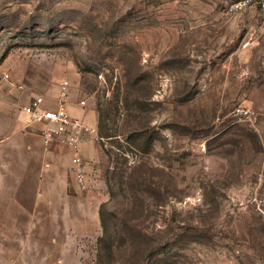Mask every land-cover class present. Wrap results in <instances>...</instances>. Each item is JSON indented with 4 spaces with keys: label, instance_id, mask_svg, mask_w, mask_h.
<instances>
[{
    "label": "rangeland",
    "instance_id": "1",
    "mask_svg": "<svg viewBox=\"0 0 264 264\" xmlns=\"http://www.w3.org/2000/svg\"><path fill=\"white\" fill-rule=\"evenodd\" d=\"M229 4L0 0V264H263L264 27ZM61 80L96 132L84 188L8 129Z\"/></svg>",
    "mask_w": 264,
    "mask_h": 264
},
{
    "label": "built area",
    "instance_id": "2",
    "mask_svg": "<svg viewBox=\"0 0 264 264\" xmlns=\"http://www.w3.org/2000/svg\"><path fill=\"white\" fill-rule=\"evenodd\" d=\"M251 10L257 20L264 25V0H230L228 13L237 15ZM70 88V83L62 80L58 83V93L54 100L47 102L42 96H35L21 108V112L29 118L27 126L32 123L40 126L39 134L44 148L63 145L70 150L72 153L70 172L77 185L84 188L85 171L80 158V147L86 134L95 137L96 132L82 119L70 113L68 104ZM84 105L82 100L77 103L80 109H83ZM230 117L236 122L249 123L255 119L256 112L248 107L238 106L231 111Z\"/></svg>",
    "mask_w": 264,
    "mask_h": 264
},
{
    "label": "crops",
    "instance_id": "3",
    "mask_svg": "<svg viewBox=\"0 0 264 264\" xmlns=\"http://www.w3.org/2000/svg\"><path fill=\"white\" fill-rule=\"evenodd\" d=\"M260 25H261V27H264L263 24L260 23ZM15 91L16 92H14V96L15 97H20V96L17 95L19 93L18 90H15ZM34 94H36V93H31L32 96H31V98L28 100V102L25 105H27L33 97L40 96L38 94H36V95H34ZM56 96H55V98H56ZM50 100L52 101V99H50V98L46 99L47 102H50ZM16 104H19V103H16ZM68 104H69V102H68ZM15 106H17V105H15ZM15 106L14 107L10 106V109L13 112V117L15 116V119H13V117H12L11 119L8 120V129H9V131L10 132L13 131L11 133H13L15 135L16 134L20 135V137H23V138L25 137L26 134L27 135H32L33 131H31L32 130L31 126H30L31 124L28 125V126L26 125L28 122L24 119V117H25L24 114L21 112V110L19 112L15 111L16 110ZM73 108L74 107L69 104V111H71V114L73 116L78 117V118L81 119L83 117L84 111H82V109H80V108L78 110H75ZM22 124H24L25 126H22ZM29 126H30V128H29L30 130L27 129ZM22 131L25 134H22ZM92 144H93V140L89 139L87 136H85L84 141H83V143L81 144V147H80V155H82L83 157L89 156V158L93 157L94 156V151L92 149Z\"/></svg>",
    "mask_w": 264,
    "mask_h": 264
},
{
    "label": "trees",
    "instance_id": "4",
    "mask_svg": "<svg viewBox=\"0 0 264 264\" xmlns=\"http://www.w3.org/2000/svg\"><path fill=\"white\" fill-rule=\"evenodd\" d=\"M6 59V54H3L0 58V65L3 63V61Z\"/></svg>",
    "mask_w": 264,
    "mask_h": 264
}]
</instances>
